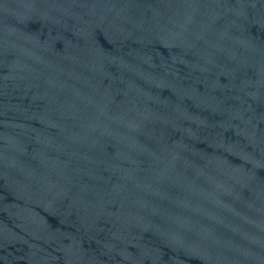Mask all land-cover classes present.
I'll return each mask as SVG.
<instances>
[{
	"label": "water",
	"instance_id": "95a60500",
	"mask_svg": "<svg viewBox=\"0 0 264 264\" xmlns=\"http://www.w3.org/2000/svg\"><path fill=\"white\" fill-rule=\"evenodd\" d=\"M111 264H264V0H0Z\"/></svg>",
	"mask_w": 264,
	"mask_h": 264
}]
</instances>
